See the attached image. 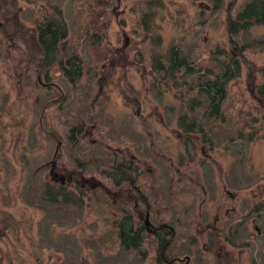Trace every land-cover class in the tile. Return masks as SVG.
<instances>
[{
  "label": "rangeland",
  "instance_id": "obj_1",
  "mask_svg": "<svg viewBox=\"0 0 264 264\" xmlns=\"http://www.w3.org/2000/svg\"><path fill=\"white\" fill-rule=\"evenodd\" d=\"M235 1L216 11L211 0H0V264H264V103L251 91L263 82L264 27L230 33L250 0ZM60 18L58 58L83 62L74 85L57 63L39 72L28 37ZM172 47L188 69L168 71ZM232 60L239 75L210 116L198 85ZM114 156L137 166L134 186L104 176ZM47 185L72 201L50 202ZM146 212L169 228L161 245ZM123 217L140 229L137 248L121 246ZM215 229L234 244L212 241Z\"/></svg>",
  "mask_w": 264,
  "mask_h": 264
},
{
  "label": "trees",
  "instance_id": "obj_2",
  "mask_svg": "<svg viewBox=\"0 0 264 264\" xmlns=\"http://www.w3.org/2000/svg\"><path fill=\"white\" fill-rule=\"evenodd\" d=\"M213 9L218 10L221 8L224 0H211ZM235 0H231L230 5L235 3ZM9 13V11H8ZM3 19H8L6 13L3 15ZM253 25L264 27V0H250L248 1L242 9L236 14V17L227 20V27L230 33H234L239 30H246ZM15 30L10 35L13 37L18 36L20 31L14 26ZM67 25L65 21L60 19H47L41 23H38L35 27L33 35L28 36L31 47H34L40 55V71L48 66H53L57 63L59 70L61 71L64 79H66L70 84H76L80 77L83 75V62L76 55L71 54L66 59H59L58 54H60L61 49L65 45L67 39ZM7 37L9 33L7 31L4 33ZM13 34V35H12ZM29 44H27L28 47ZM241 50V49H240ZM241 54V51H240ZM238 56V55H237ZM233 66H227L221 75H218L213 80H208L202 82L198 85V91L200 95H203L208 101V113L210 116H215L219 114V108L226 96L227 85L236 79L239 75L240 68L236 60H232ZM168 71L173 73L179 71L180 69H188V63L184 57H182L177 48L172 47L168 52ZM254 73V67L249 66L248 77L249 80H253L252 77ZM248 80V81H249ZM254 83V82H253ZM251 91L259 99L260 104L264 103V72H263V82L261 85H253ZM84 133L83 125L77 124L69 129L68 131V144L70 147H74L79 137ZM78 161V162H77ZM81 160H76L75 162H80ZM81 165V164H80ZM111 172H104V176L111 180L113 185L119 187L122 184L130 186V182L133 181L138 173L137 166L133 165L132 162H127L126 160L117 163L115 156L111 161ZM74 174L76 179L78 178L77 173ZM81 177V176H80ZM45 195L51 198L50 202H57L60 197H64L66 201H72V198L65 196L62 193V189L55 192L51 191V187L48 185L45 187ZM118 236L120 239L121 246L124 249L137 248L140 244L141 238L139 236L140 230L135 229L131 223L129 217H123L119 223ZM166 231V230H164Z\"/></svg>",
  "mask_w": 264,
  "mask_h": 264
},
{
  "label": "flooded vegetation",
  "instance_id": "obj_3",
  "mask_svg": "<svg viewBox=\"0 0 264 264\" xmlns=\"http://www.w3.org/2000/svg\"><path fill=\"white\" fill-rule=\"evenodd\" d=\"M56 171V168H52V171L50 172V174L52 175V178L54 179V180H57V179H59V181H60V183H61V185H64V182L66 181V178H65V176L63 177V176H61V175H59V173H57V172H55ZM60 176H61V178L63 177L64 178V180L62 181L61 180V178H60ZM59 177V178H58ZM130 185H132V186H134V180L133 181H131L130 182ZM135 188V187H134ZM138 192H139V190H137ZM231 196V198H230V200L231 199H234L235 197H236V195H235V197H233V195H228V197H230ZM254 211H256V209H254ZM218 216H216L215 217V222L217 223V221H218ZM225 218H227V219H230V217H225ZM145 219H146V217H145ZM220 219V218H219ZM145 225H146V223H145ZM147 226V225H146ZM171 229V228H170ZM229 230L231 229V226L228 228ZM140 230V229H139ZM147 230L150 232V235H152L153 237H155L156 238V240H157V242H159V244L161 245V243H162V241L164 240V238H163V235H164V230H169V228H168V226H165V227H161V226H159V227H155V226H153V225H149V226H147ZM255 231H257V229L255 228ZM215 232L216 233H218L219 234V232H217L216 231V229L214 230V232L212 233V235H214V238L212 237V241L213 240H217L218 241V243H219V246H220V244H221V246L224 248V246H225V244L227 245L228 244V246L229 247H231L233 244H234V242H233V239L235 240L236 239V236H235V234L234 233H231V235L229 236V232H228V234H227V236L225 237V236H223V237H221V235L219 234H216L215 235ZM220 237V238H219ZM233 242V243H232ZM223 244H224V246H223ZM220 251V250H219ZM228 254H229V252L226 254V256H228ZM222 256H225V255H221L220 253H218V258L219 257H222ZM225 256V257H226ZM187 259V258H186ZM224 260H225V263H229L230 262V260L228 259H226V258H224ZM181 259H174L172 262H171V264H174V263H176V264H180L181 263ZM187 261H188V259H187Z\"/></svg>",
  "mask_w": 264,
  "mask_h": 264
},
{
  "label": "water",
  "instance_id": "obj_4",
  "mask_svg": "<svg viewBox=\"0 0 264 264\" xmlns=\"http://www.w3.org/2000/svg\"><path fill=\"white\" fill-rule=\"evenodd\" d=\"M61 180L63 181V180H64V178L62 177V178H61ZM145 223H146V225H147V226H149V225H150V223H149V221H148V212H146V219H145Z\"/></svg>",
  "mask_w": 264,
  "mask_h": 264
}]
</instances>
